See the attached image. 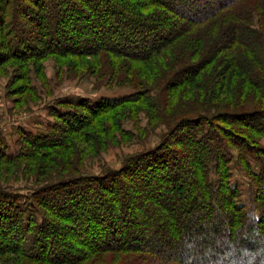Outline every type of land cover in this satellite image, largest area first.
Here are the masks:
<instances>
[{
  "label": "trees",
  "instance_id": "obj_1",
  "mask_svg": "<svg viewBox=\"0 0 264 264\" xmlns=\"http://www.w3.org/2000/svg\"><path fill=\"white\" fill-rule=\"evenodd\" d=\"M68 28L107 86L133 92L52 107L56 121L19 128L14 151L0 136V173L27 163L36 174L27 194L0 181V263L170 264L178 235L235 210V160L264 197V0H0V69L35 65L44 79L38 59L77 49ZM143 106L150 126L166 127L159 140L118 169L82 174ZM136 189L153 202L145 215Z\"/></svg>",
  "mask_w": 264,
  "mask_h": 264
},
{
  "label": "rangeland",
  "instance_id": "obj_2",
  "mask_svg": "<svg viewBox=\"0 0 264 264\" xmlns=\"http://www.w3.org/2000/svg\"><path fill=\"white\" fill-rule=\"evenodd\" d=\"M68 31L69 35L73 36V38L69 37L71 39H69L66 44H70L77 49L71 50V55L67 58L51 54L38 59V63H41L38 68L42 67L44 79L41 74L36 72L35 62L31 63L32 66L34 65V68L27 67L26 69H21V63L10 61L0 69V136L13 151L18 148L16 143L19 137L17 133L19 128L36 133L38 130L44 131V126L48 122L56 121L53 116L52 107H57L60 110L73 111V107L66 109L64 103L67 101H80L82 99L97 101L103 97L116 98L133 92L130 86H107L109 82L102 80L105 78L104 72L107 71L106 67L104 66L105 69L103 72L98 71L97 73L95 69H92L94 59H86L82 56L81 49L86 46V44L83 45L82 42L83 34L77 29L68 28ZM164 39L165 37H161L159 41H163ZM102 40V42L105 43L109 42L107 38ZM25 70L29 72L28 80L25 75L26 82H28L29 79L31 80V82H29L30 87L34 88V92L38 97L33 94V98H30L31 91L27 93L25 91L24 82L21 80L18 81V76L16 74L24 79L23 71ZM90 72H95L96 74ZM16 77L17 81L15 79ZM110 79L113 80V78ZM12 90L16 92L14 93ZM25 97L31 99L29 103H25ZM141 109L142 110L139 109L138 111L139 114L130 113L131 116H128L129 119H127V122L124 124V129L127 133L126 137L122 138L119 131L118 133L110 131L113 136L110 133L105 136L108 140L112 137H117V140L115 139L112 143L108 142V144L113 145L109 146L107 151L102 152L98 158L95 157V155H89L84 161V164L79 165L82 174L100 175L106 169H118L122 166L127 156L144 151L159 140L160 136L166 131V127L161 123L156 126L158 127L157 129L150 126L148 121L149 116L144 113L149 112L146 110L147 106H143ZM107 123H109V119ZM259 142L260 145L264 147V138ZM234 151L236 155H238V151ZM26 164L27 163H24L18 168L15 167L13 170L9 167L5 168L4 172L0 173V175L3 176V178H0V181H5L15 187L24 189L22 194H27L29 188L32 187V182L36 179V174L29 175L25 171ZM37 164L40 165L41 162ZM232 172L233 181L239 186L242 192H255V187L251 183V178L245 173L243 168L237 164L236 160L233 163ZM245 184L249 186L247 189L244 187ZM134 195L135 198L132 199V203H140L141 206L139 210L141 214L145 215V211L148 210L149 204L153 202L149 199H145L138 189L135 190ZM61 242L66 251L78 256L76 252L79 244L76 242V239L66 234L64 238L62 237ZM49 246L52 245L49 243ZM44 252H46L48 256L52 254L50 247ZM44 252L42 253L44 254ZM12 264L16 263L12 262Z\"/></svg>",
  "mask_w": 264,
  "mask_h": 264
},
{
  "label": "clouds",
  "instance_id": "obj_3",
  "mask_svg": "<svg viewBox=\"0 0 264 264\" xmlns=\"http://www.w3.org/2000/svg\"><path fill=\"white\" fill-rule=\"evenodd\" d=\"M233 190L235 210L218 208L212 221L178 235L170 264H264V197Z\"/></svg>",
  "mask_w": 264,
  "mask_h": 264
}]
</instances>
